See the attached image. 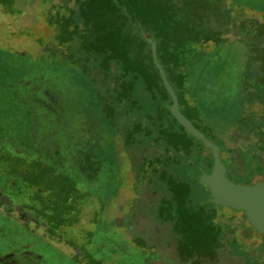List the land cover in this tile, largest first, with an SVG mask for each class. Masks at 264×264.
I'll use <instances>...</instances> for the list:
<instances>
[{"label": "rangeland", "instance_id": "374dc122", "mask_svg": "<svg viewBox=\"0 0 264 264\" xmlns=\"http://www.w3.org/2000/svg\"><path fill=\"white\" fill-rule=\"evenodd\" d=\"M170 3L0 0V264L10 256L12 264L254 263L239 248L256 246L242 227L246 215L213 204L192 169L168 165L185 157L160 149L163 136L148 131L167 120L177 127L162 88L177 94L165 52L198 51L156 15L155 7ZM224 7L221 18L204 6L202 15L227 41L207 44L198 62L182 69L192 104L230 124L264 85V36H255L256 20L245 31L234 19L239 7ZM174 11L179 19L182 9ZM259 28L264 33V23ZM8 94L9 107L22 109L16 124L2 114ZM252 107L259 112L262 105ZM260 122L264 127L262 116ZM221 128L228 148L246 151L261 138L257 127L241 137L234 126ZM16 158L25 161L16 165ZM242 174L228 173L237 184H254ZM149 178L154 182L145 185ZM172 183H187L190 194L172 192ZM65 208L69 214L53 218Z\"/></svg>", "mask_w": 264, "mask_h": 264}, {"label": "trees", "instance_id": "16d2710c", "mask_svg": "<svg viewBox=\"0 0 264 264\" xmlns=\"http://www.w3.org/2000/svg\"><path fill=\"white\" fill-rule=\"evenodd\" d=\"M4 1V0H2ZM184 4L182 7H177V3L172 0V3L168 4L167 8H161V10L157 9L158 7H155L154 11L157 16L161 15L163 16L161 20L165 21L164 23L168 25V28H173L174 30V36L177 38H180L181 36H190L191 38L189 43L194 44L195 46H198V55L196 53H193L190 49H188L185 46H180L175 53H167L165 52L166 62L169 63V66L171 68L172 72V84H174V88L177 92V97L179 100V108L182 114L186 117L187 120H189L193 126H195V129L203 133L204 136L210 141L213 142L215 145H221L222 149L225 151V162H223L224 166L227 169V176L229 178L228 173L230 172L232 176H235L237 178L241 177L240 175L246 174L248 175V180L252 179L254 184L256 185L261 181H264V127L262 126L260 122V118L264 119V85H261L262 87L258 89V91H255L256 94H251V96L242 101L243 104V113L242 117L236 118L232 123L228 124L227 122H220L221 118L218 113H214V110H211L212 112L206 110V108H203L200 105H193L192 100L194 97V91H192L189 88V84L186 82L187 79V70L186 72L182 69L183 67H189L190 65H193L194 63L198 62L197 57H199V53H202L205 46L207 44H220L227 41L223 33L211 30L209 28H206V25L203 21V9L208 8L207 12H210L214 18L219 17L221 18V14L225 11L224 3L227 1H230V4H234L233 0H183ZM198 3L199 6H194V3ZM209 2V3H208ZM207 3V4H206ZM169 7H173V10L169 9ZM174 7H176L177 11L181 10L183 13L181 14V17L179 19H175L176 15L174 11ZM206 8V9H207ZM15 12H12L14 14ZM228 13V12H227ZM168 16V17H167ZM198 28V29H196ZM177 29V30H176ZM191 34V35H190ZM166 40V39H165ZM192 41V42H191ZM255 64V63H254ZM168 73V77H170V73ZM4 74V73H3ZM247 87L245 88V92L248 93V84L246 83ZM162 88L166 92L167 96L170 99V102H168L169 108L173 106V98L171 96V93L162 85ZM258 92V93H257ZM249 94V93H248ZM10 95L8 94L7 97L5 95V101H4V107L5 110H3L2 114H4V118L8 119L10 117H13L15 121H13L14 124L17 123L16 120H18V115L22 111H14L13 108L9 107V100ZM12 97V96H11ZM4 99V98H3ZM256 102L261 103L262 108L260 111L253 110L252 105H254ZM166 109V111L172 116L170 109ZM247 109V110H246ZM202 110L204 111V115H201ZM246 110V112H245ZM12 112V114L10 113ZM206 114V115H205ZM12 115V116H11ZM173 117V116H172ZM212 119V122H210V119ZM164 120L166 118H163ZM257 119V120H256ZM173 120L177 127L176 131L173 130L172 125L170 124V120H167L166 123L161 124L158 128L155 129V127H148L149 132L153 134H161L163 136L158 138L157 144L159 145V148L161 149L163 146V149L168 152L169 150L176 151L177 153L182 154L183 157H185V162L177 161L176 159L170 160L168 165H178L183 164L184 166L179 168V171L184 172L187 167L192 169V171L197 175V183H199L201 190H204L205 192L209 193L211 198V191L208 189V187L202 182V177H208L212 171L215 164V158L211 150L205 148L203 142L196 139L194 136L189 134L187 130L177 122V120L173 117ZM256 120V121H255ZM220 122V123H218ZM212 123V124H211ZM213 125H217V129L212 127ZM234 126V134L233 135H239L240 137L245 134H250L253 132V129L250 130V127L253 126L254 130L255 127H257L258 130H261V138L257 142L255 148H250L249 150L244 151L243 149H235V148H228L226 147V144L222 141L221 138V130L222 126ZM249 128V129H248ZM160 129L159 131H157ZM249 130V131H248ZM166 136V137H165ZM211 137L213 140L209 139ZM27 141V140H26ZM30 143V141H28ZM221 153V151H220ZM195 157V158H194ZM16 160L20 161L17 164H21V162H24L21 158H16ZM154 164V163H153ZM151 169L154 174H158L157 169ZM14 171V170H13ZM166 174V172L162 173L158 177H154V180H161L162 176ZM205 177V178H206ZM245 177V176H244ZM152 178V177H151ZM246 178V177H245ZM230 179V178H229ZM154 180L149 178V182L145 185H149L154 182ZM231 180V179H230ZM232 181V180H231ZM251 181V180H250ZM233 182V181H232ZM191 186L187 183H172L171 190L174 193H183L186 192L190 194L191 192ZM175 197L176 196L175 194ZM59 206V205H56ZM61 207V206H59ZM65 208L64 212L58 211L59 213L54 214L53 218H58L62 214H69L68 211ZM166 209V208H165ZM46 211V210H44ZM57 211V210H56ZM244 215L245 212H242ZM244 221L246 224L243 223V228L246 231L247 238L252 239L254 238L256 240L255 245H252L254 248L251 251H246L242 249L239 244V248L241 251H245L248 254H245L250 258L251 261H254L253 264H264V235L259 234L254 227L250 224L247 217L245 216ZM243 228L240 229L241 232H243ZM51 236L57 237L55 233H52ZM258 241V242H257Z\"/></svg>", "mask_w": 264, "mask_h": 264}, {"label": "water", "instance_id": "95a60500", "mask_svg": "<svg viewBox=\"0 0 264 264\" xmlns=\"http://www.w3.org/2000/svg\"><path fill=\"white\" fill-rule=\"evenodd\" d=\"M173 98L172 112L180 124L189 134L203 142L205 148L212 151L215 164L208 177H202V182L211 191L212 202L221 207L231 208L235 211L245 212L246 217L254 229L264 235V181L256 185L237 184L227 176L220 148L205 138L203 133L193 128L192 123L186 119L179 108V100L173 90L169 91Z\"/></svg>", "mask_w": 264, "mask_h": 264}, {"label": "crops", "instance_id": "0c3cea01", "mask_svg": "<svg viewBox=\"0 0 264 264\" xmlns=\"http://www.w3.org/2000/svg\"><path fill=\"white\" fill-rule=\"evenodd\" d=\"M233 2H234V6L235 7H239L238 13L234 12V14H233L234 19H238L239 18L238 20L243 22V24L241 26H244V30L245 31H246V29L251 30V25H252V29H253V26H254L253 22H254V20H256L255 22H257L258 24L256 25V28L253 29L254 32H255V36L256 37L264 36V33L257 32V30H260L259 26L264 23L263 19H261L259 17L260 15L264 16V4H262V6H259V5H256L254 3H249V4L245 5L242 2H238L237 0H234ZM242 40L244 42H246L247 44H249L251 42V40L249 38L242 39ZM252 50L253 49H251V51ZM252 52H254V51H252ZM3 259L5 260L6 258H3ZM3 259L1 260V262H3ZM5 261L8 262L9 264L14 263V259H13L12 256H10V258L6 259Z\"/></svg>", "mask_w": 264, "mask_h": 264}, {"label": "flooded vegetation", "instance_id": "af4514ba", "mask_svg": "<svg viewBox=\"0 0 264 264\" xmlns=\"http://www.w3.org/2000/svg\"><path fill=\"white\" fill-rule=\"evenodd\" d=\"M3 263L8 264V262H6L5 260H3Z\"/></svg>", "mask_w": 264, "mask_h": 264}]
</instances>
